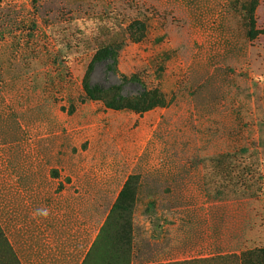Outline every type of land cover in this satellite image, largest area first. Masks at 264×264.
<instances>
[{
    "label": "rangeland",
    "instance_id": "rangeland-1",
    "mask_svg": "<svg viewBox=\"0 0 264 264\" xmlns=\"http://www.w3.org/2000/svg\"><path fill=\"white\" fill-rule=\"evenodd\" d=\"M0 232L21 264H264V0H0Z\"/></svg>",
    "mask_w": 264,
    "mask_h": 264
},
{
    "label": "trees",
    "instance_id": "trees-1",
    "mask_svg": "<svg viewBox=\"0 0 264 264\" xmlns=\"http://www.w3.org/2000/svg\"><path fill=\"white\" fill-rule=\"evenodd\" d=\"M110 58L112 60V66H113V70L115 69V57L114 54H109ZM107 53H104L102 55V57H106ZM104 58H102L103 60ZM130 81V79H126L125 77H122V83L123 82H128ZM142 87H144L145 85L143 83ZM121 90H122V85L119 84H113L110 85L106 88H102L98 85H93L90 83V81H84L83 82V91L85 93V97H87L88 99H101L106 107L109 108H113V109H136L137 105H145L144 107L141 108L142 109H146L147 107H151L152 105H157V98L159 97V95L157 94V92L155 91H148L146 90V88L144 87L143 92L141 93L140 97L137 98H129V97H125L121 94ZM154 92V93H153ZM150 95L153 98V103L151 102V100H148L147 95ZM144 95L146 98H144ZM138 100L139 102H134V104L131 102L132 100ZM140 99V100H139ZM131 100V101H130ZM141 101V102H140ZM139 103V104H138ZM2 241V242H1ZM0 243H2V245L7 249V251L11 254V258L9 260H4L7 263L6 264H21L20 261L16 258V256L12 253V249L9 245V243L2 237L1 232H0ZM5 263V262H4ZM0 264H3V262L0 261Z\"/></svg>",
    "mask_w": 264,
    "mask_h": 264
}]
</instances>
